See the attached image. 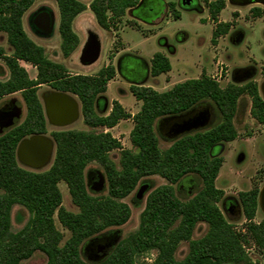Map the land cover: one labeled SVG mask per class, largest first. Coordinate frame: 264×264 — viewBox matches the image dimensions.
I'll use <instances>...</instances> for the list:
<instances>
[{
  "label": "trees",
  "instance_id": "trees-1",
  "mask_svg": "<svg viewBox=\"0 0 264 264\" xmlns=\"http://www.w3.org/2000/svg\"><path fill=\"white\" fill-rule=\"evenodd\" d=\"M36 1L0 0V33L5 34L12 49L11 55H6L0 47V58L9 71V78L0 81V98L21 93L26 108L24 120L0 135V264H19L36 251L46 256V264H91L80 257L82 242L107 228L124 225L130 217V209L120 200L135 189L140 179L155 175L168 185L155 188L147 196L137 231L121 240L97 264H137L138 256L151 251H156L157 255L150 264H249L242 244L247 239L264 254V221L252 223L258 209L259 189L238 195L248 222L245 239L234 231L217 207L224 196L215 186L223 159L212 152L213 148L236 139L233 118L243 94L251 99L250 116L258 124H264V101L258 86L249 82L243 86L231 83L221 88L204 74L162 93L150 87L131 86L130 93L141 103L134 116L126 113L116 101L108 115L98 116L95 103L114 78V67L102 68L94 76H69L61 64L50 61L44 49L26 35L22 25L24 14ZM54 1L59 13L60 51L67 58L79 44L72 29L77 15L89 10L97 25L110 31L121 22L126 11L141 0H92L88 5L79 0ZM204 2L210 20L216 25L211 39L212 44H216L232 27L231 23L218 22L226 1ZM169 10L175 19L179 18L174 4L169 5ZM252 14L255 18L261 17L260 10H253ZM129 24L136 26L135 22ZM20 61L36 69L35 79L28 77ZM170 69L164 55L153 56L152 77L166 74ZM242 72L247 73L248 69ZM43 85L77 97L83 121L91 129H112L120 121L131 119L133 128L129 138L134 151L122 150L119 141L108 132L52 131L55 155L49 169L33 172L22 168L16 160L19 142L47 133V121L37 94ZM203 101L215 106L221 115L220 122L207 131L183 135L172 141L166 150H161L154 123L190 114ZM114 150H120L118 169L109 158ZM92 162L104 170L108 183L106 197H93L87 191L84 170ZM191 175L201 180L202 187L193 198L180 201L172 185ZM61 182L67 186L77 213L68 212L62 206L58 188ZM16 204L26 208L30 217L20 231L12 233L10 213ZM54 215L70 233L62 246V234L54 225ZM200 222L208 225V231L201 239L192 241L193 230ZM183 241L189 242V252L182 262H177L174 253Z\"/></svg>",
  "mask_w": 264,
  "mask_h": 264
},
{
  "label": "rangeland",
  "instance_id": "rangeland-1",
  "mask_svg": "<svg viewBox=\"0 0 264 264\" xmlns=\"http://www.w3.org/2000/svg\"><path fill=\"white\" fill-rule=\"evenodd\" d=\"M88 5L92 0H79ZM186 11H180L181 19L179 21H171L164 26L162 33L149 42L143 43L141 35L137 31H133L128 27H124L120 32V37L123 39L124 45L131 49L130 53L136 55L138 53H151L160 49L163 40H166L170 49L163 50L170 52L175 50V55L170 56L171 64V80L176 81V72L185 70L188 71L189 77L194 78L197 73L203 68L208 71L206 76L216 81L221 88L228 84H236L243 86L249 82H254L258 89L264 82V5L263 4H245L240 2H230L225 0L227 5L220 14V20L225 23H231L232 27L223 36H221L216 44L210 43L211 31L216 27L210 20L208 10L204 0H189ZM215 1V0H209ZM253 10H260L261 17L255 18L252 14ZM93 28L90 30L98 37L101 45V53L97 62L89 67H83L79 64V53L77 57L70 55L63 57L60 51V38L57 28L53 26L59 20L58 8L54 0H37L31 8L24 14L22 18L23 27L27 36L37 45L44 49L46 57L54 62L61 64L67 73L74 70L83 69L84 71H94L99 66H102L107 59L108 50L115 39V35L106 32L98 27L93 15ZM45 16L48 20H52L50 31H45L35 24V20L41 16ZM173 17V16H172ZM199 18L202 22H209L213 25L199 23ZM120 23L111 30L116 31ZM54 28V29H53ZM183 35H187V39L182 41ZM219 43L218 47H214ZM127 44L129 46H127ZM0 47L3 48L6 55H11L12 49L6 41V36L0 33ZM125 59L121 60V67L125 63ZM223 62L224 71L221 76H218V68L215 70L216 60ZM129 60V59H128ZM134 62V60H133ZM135 63V62H134ZM30 79L36 77L37 71L30 64L19 62ZM248 69L247 73L243 70ZM83 73V72H82ZM86 73V72H84ZM91 73V72H88ZM124 79L133 80L135 82H144L145 75L143 72L133 74L121 72ZM9 78V71L0 58V81H6ZM129 87L122 78L110 85L107 95L105 96L108 104L112 99L120 101L119 103L123 110L133 116L140 110V107L135 98L130 93ZM52 92V89L47 85L40 86L37 91L38 97L41 100L43 111V99ZM260 94V90H259ZM71 95V94H70ZM72 98L79 104L77 97L71 95ZM261 96V94H260ZM8 108V109H7ZM80 108V107H79ZM251 99L245 93L243 94L237 104L236 113L233 118V126L237 132L235 140L223 143L220 146L213 148V155H218L223 159V163L215 180V186L224 192L223 198L217 203V207L222 213L223 217L237 234L246 239V225L248 222L244 218L242 207L238 195L242 192H247L253 188L261 189L264 186V124H258L250 116ZM18 109L20 112L19 118H16L13 125L9 128L3 129L0 132L2 135L10 128L20 124L26 115V108L23 102L21 93H14L0 98V112ZM80 111V110H79ZM207 111L209 114L208 121L205 126L184 133L178 137H174L168 132V127L178 121L183 122L189 118L198 116L200 113ZM98 116H105V112L95 109ZM132 116V115H131ZM46 118V117H45ZM177 119H161L154 123V133L158 139L159 148L166 150L172 141L180 138L183 135L191 134L197 131H207L216 126L220 120L221 115L215 106L207 101H203L197 105L196 110L191 116H183ZM47 121V119H46ZM133 128L131 119L120 121L113 129L88 127L79 112V117L73 123L66 126H54L47 121V133L45 136L51 138L52 131H83V132H108L111 136L117 139L121 145L122 150L134 151L130 142V132ZM28 138V137H27ZM109 158L114 163L116 168H119L120 150H114L109 153ZM54 159V152L49 163L40 169H30L19 164L22 168L33 172H44L49 169ZM84 179L88 193L93 197H106L108 195V183L103 168L95 162L89 163L84 170ZM168 185L166 180L160 176H149L140 179L135 189L120 202L124 203L130 209V217L128 221L119 227H110L94 236L84 240L79 247L80 257L83 261L91 264L101 263L116 247V245L126 237L137 231L140 223V214L142 213L147 196L160 186ZM176 197L180 201H187L193 198L201 189V180L191 175L185 177L180 182L172 185ZM59 191L62 195V206L71 213H77V207L72 203L67 186L64 183L58 184ZM235 200L238 204L239 211L235 213H226L223 204L227 200ZM226 207L228 204L226 203ZM30 214L23 206L16 204L12 207L11 218V232L16 233L20 231ZM264 221V214L258 206L252 223L258 224ZM54 225L56 229L62 234V246L70 237L68 230L63 228L54 215ZM208 225L206 223H198L192 233L191 240H199L206 235ZM244 252L249 258V264H264V254L258 249L256 244L247 239L246 243L243 241ZM105 246V248H104ZM103 247V250L99 249ZM189 252V242H181L175 253L174 259L177 262H182ZM156 251H151L147 254L140 255L136 258L137 264H150L156 258ZM46 256L36 251L32 256L19 264H46Z\"/></svg>",
  "mask_w": 264,
  "mask_h": 264
},
{
  "label": "crops",
  "instance_id": "crops-1",
  "mask_svg": "<svg viewBox=\"0 0 264 264\" xmlns=\"http://www.w3.org/2000/svg\"><path fill=\"white\" fill-rule=\"evenodd\" d=\"M170 4L175 5V10L179 14L178 19H175L174 17H172V14L169 10ZM226 5H227V3H226ZM226 5H225V7H226ZM185 6H187V5H181L180 4V0H143V3L141 4L140 7L137 8V6H136L134 8L128 9L126 11L125 15L121 19L118 30H116V31L104 30L106 32L114 34L115 39L112 42L110 49L108 50L107 59L103 63V65L96 68L93 72L92 71H84L82 68L81 69L77 68V70H74L73 72L67 73L69 76H74V75L94 76L102 68H105L109 65L114 67L115 76L112 80H110L108 82L106 92L103 95L99 96V98L97 99V101L95 103V109H98L101 112H105V116H106L110 113L111 108H112V103L114 101L121 103L120 101L112 99L111 103L108 104V102L105 98L110 85L116 83L118 81L119 77L125 81L126 85L129 88L131 86L150 87L154 91L162 93V92H166V91L170 90L176 84L183 83V82L190 80V79H198L203 74L206 75V73L208 71H206L204 68L202 70H200L199 73H197L194 78L189 77L190 75H189L188 71H185V70L178 71L177 70L176 81H174V80L172 81L171 80V78H172L171 77V75H172L171 70L172 69H170V71L166 74H161L157 77H152L151 76V60H152L153 56L156 53H160V54L164 55L170 63L169 55L174 56L176 53L175 50L174 49L170 50V52H168V53L164 52L163 50H166V49H168V51H169L170 46L166 40H163V43L159 47L160 49H157L156 51L151 52V53H146V54L145 53H138L136 55H133L130 53V51H131L130 47L127 48L123 43V39L120 37V32L123 31V28L128 27L131 30L137 31L140 33L141 41H143V43L149 42L152 39L156 38L160 33H162L164 26L168 25L171 21H179L181 19V16H182L180 11H186L187 10ZM87 12L91 13V11H89V10L83 11L82 13H80L79 15H77L75 17V19L73 20V24H72V29L79 39V44L72 54H73V56H76L77 53H79V56H78L79 64L83 67H89V66L95 64L97 62V60L99 59L100 53H101V45H100L99 37L94 32H92L90 30V27L93 28L92 16L90 14H87ZM93 17H94V15H93ZM197 21L199 23L209 24V25H211V28L213 27V25H212L213 22L211 24L209 22V19L207 22H202L199 18H197ZM129 22H135L136 26H134V27L131 26L129 24ZM218 22L219 23H225V22L220 20V15L218 18ZM22 25H23V22H22ZM58 25H59V20L53 26L54 28H57V31H58ZM23 29H24V27H23ZM211 32H212L211 33V39H212L213 28H212ZM58 35H59V33H58ZM59 38H60V36H59ZM220 38L221 37H219L218 39H220ZM186 39H187V35H183L182 41H184ZM218 39H217V41H218ZM210 43H211V40H210ZM218 45H219V43L214 47L216 48V47H218ZM127 46H129V45L127 44ZM124 58H126L125 63L121 67V65H120V64H122L121 60ZM133 60L135 63L133 62ZM222 64H223V62L216 60L215 64H214L215 70L218 68L219 65H222ZM170 66H171V64H170ZM122 71L125 73H129V74H133V73H137V72L142 71L143 74L145 75L146 79L144 82H135L133 80L124 79L121 75ZM84 72H86V73H84ZM88 72H91V73H88ZM33 79H35V77ZM52 91H54V90H52ZM137 103L140 107L141 103L138 101H137ZM78 105L80 107V103ZM79 110H80L79 112L81 114V107L79 108ZM131 115L133 116V114H131Z\"/></svg>",
  "mask_w": 264,
  "mask_h": 264
},
{
  "label": "water",
  "instance_id": "water-1",
  "mask_svg": "<svg viewBox=\"0 0 264 264\" xmlns=\"http://www.w3.org/2000/svg\"><path fill=\"white\" fill-rule=\"evenodd\" d=\"M183 5H188L189 0H182ZM233 2V0H229ZM143 0L139 2L137 8L141 6ZM251 4L249 2H243ZM254 3L263 4L264 0H254ZM36 24V23H35ZM52 20L47 18L44 21L45 31H50ZM262 100L264 101V82L259 87ZM44 114L49 124L54 126H66L73 123L79 117V105L68 93L52 91L43 99ZM20 112L18 109L0 112V132L5 128L13 125L16 118H19ZM209 114L207 111L200 113L198 116L184 120L175 125L171 130L174 137H178L184 133L196 130L206 125ZM55 155V143L52 138L45 135H33L24 138L19 142L16 148V160L19 164L30 169H40L46 166L51 157ZM258 206L264 214V186L259 190ZM105 248V246H104ZM103 250V247L99 249Z\"/></svg>",
  "mask_w": 264,
  "mask_h": 264
},
{
  "label": "flooded vegetation",
  "instance_id": "flooded-vegetation-1",
  "mask_svg": "<svg viewBox=\"0 0 264 264\" xmlns=\"http://www.w3.org/2000/svg\"><path fill=\"white\" fill-rule=\"evenodd\" d=\"M233 1H234V2H240V3H242V2H249V3H251V4L254 3V0H233ZM182 2H183V1L180 0V4H181V5H183ZM255 4H257V3H255ZM45 19H46V17L43 15V16H41L40 18H37V19L35 20V23H36L38 26L44 28L43 26H44V21H45ZM7 109H8V108H7ZM8 111H9V110H8ZM192 113H193V112H192ZM192 113L185 115V117H187V116L190 117ZM44 115H45V114H44ZM181 118H183V116H182ZM181 118H180V119H181ZM179 123H180V122H178V121L172 123V124L168 127V132L171 133V130L173 129V127H174L175 125L179 124ZM226 203L228 204L227 207L225 206ZM238 207H239V206H238L237 202H236L235 200H231V199L227 200V201L224 202V204H223V208H224V210H225L226 213H231V214H233V213H235L236 211H239V208H238Z\"/></svg>",
  "mask_w": 264,
  "mask_h": 264
},
{
  "label": "built area",
  "instance_id": "built-area-1",
  "mask_svg": "<svg viewBox=\"0 0 264 264\" xmlns=\"http://www.w3.org/2000/svg\"><path fill=\"white\" fill-rule=\"evenodd\" d=\"M223 71H224L223 65H219L218 66V72H217L218 76H221V74L223 73Z\"/></svg>",
  "mask_w": 264,
  "mask_h": 264
}]
</instances>
